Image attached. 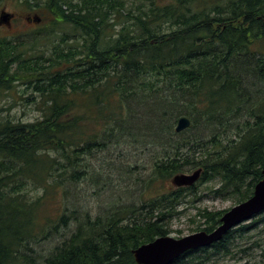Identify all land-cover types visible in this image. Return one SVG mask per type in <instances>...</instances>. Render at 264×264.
<instances>
[{"label":"trees","instance_id":"1","mask_svg":"<svg viewBox=\"0 0 264 264\" xmlns=\"http://www.w3.org/2000/svg\"><path fill=\"white\" fill-rule=\"evenodd\" d=\"M17 1L41 19L45 13L54 26L71 28L75 40L67 51L54 48L69 66L52 71L55 63L25 59L15 39L0 38V90L21 81L41 97L34 121L0 113V264H35L32 245L61 235L71 220L76 228L45 264H137L133 251L168 235L170 218L200 186L217 180L215 197L237 204L253 196L264 170V0ZM144 104L172 110L160 127L146 130L157 150L147 179L138 180L154 194L140 204L109 200L110 208L96 217L86 212L79 221L63 212L41 223V208L56 201L66 207L77 193L86 154L138 134L131 123L135 107ZM183 116L191 126L178 133ZM241 119L233 138L227 136ZM197 169L203 171L194 186L156 194L158 184ZM93 177L96 195L99 186L113 187L102 184V174ZM30 187L43 195L31 197ZM227 211L200 210L199 230L213 232ZM259 225L264 213L210 248L228 253L235 234ZM210 248L189 251L173 264Z\"/></svg>","mask_w":264,"mask_h":264},{"label":"rangeland","instance_id":"2","mask_svg":"<svg viewBox=\"0 0 264 264\" xmlns=\"http://www.w3.org/2000/svg\"><path fill=\"white\" fill-rule=\"evenodd\" d=\"M3 11L15 14L16 17L11 22L12 27L0 26V38L15 39L18 42L19 53L25 59L39 58L41 63L46 66L55 63L52 71H63L69 66L59 60L53 52L58 45L66 51L69 46L74 45L75 34L71 32V28L65 25L54 26L51 18L44 17L45 13L40 23L28 22L29 17L39 15V13L30 12L21 6L17 0H0V15ZM65 32H68V35H64ZM62 37L66 43L62 42ZM16 70L20 76L26 73L23 69ZM40 99L39 93L33 87L25 82H15L12 89L0 90V113L5 118L10 117L19 122L34 121L41 116V111L37 105ZM167 105L162 104V107H157L152 104H144L141 107H135L131 126L135 128L133 132L138 134L125 136L121 142L108 143L106 148L95 149L86 154L83 162V170L87 171L85 173L86 178L74 186L77 193H72L68 200L64 201V206L69 203L68 206L63 207V201L47 204L41 208L39 221L44 223L45 218L57 221L58 216L63 212L67 215L76 213V217L80 221L86 212L90 216L96 217L102 209L110 208L107 203L109 200L118 199V203L122 205H131L140 204L152 196L154 194L153 189L147 188L145 183L139 182L138 178L147 179L152 167L153 155L157 150L150 144L151 139L146 137L148 133L146 130L148 127L157 129L162 125V115L168 113L170 115L172 111ZM243 119L234 123L235 127L231 128L227 136L232 137L236 132V127H242ZM198 128L203 129L201 125ZM165 133L166 130L160 131V134L165 135ZM127 168H131L133 172H127ZM99 173L105 178L102 184H111L113 187L99 186L100 194L96 195L97 184L93 176ZM173 177L165 181L164 185L155 186L156 194L174 190ZM220 185L217 180L206 183L200 186L196 195L185 197L176 209L177 213L169 220L168 229L170 233L168 236L179 239L201 232L199 229L204 226V219L198 215L200 210L229 211L238 205L233 197H215L212 190L219 188ZM29 190L31 197L37 198L43 195L42 190H36L32 187ZM64 208L67 210L64 211ZM76 226V220H71L68 228H63L61 235L33 244L34 252L30 255L31 258H35V264H45V258L52 253L54 247L64 237L73 232ZM229 250L228 253L214 254V250L210 248L208 253H199L197 257L188 259L186 264H262L264 259V225H259L248 233L235 234Z\"/></svg>","mask_w":264,"mask_h":264},{"label":"water","instance_id":"3","mask_svg":"<svg viewBox=\"0 0 264 264\" xmlns=\"http://www.w3.org/2000/svg\"><path fill=\"white\" fill-rule=\"evenodd\" d=\"M13 17V14L3 11L0 15V24L10 26ZM33 21L40 23L42 19L35 16ZM190 126L191 120L183 116L177 121L176 132H183ZM202 171L197 169L192 173L177 174L173 177L172 184L176 188L192 187L200 180ZM262 175L263 178L255 186L253 196L226 212L221 218V225L213 232L201 231L179 239L168 235L161 236L133 251L137 264H173L189 251L210 248L234 228L264 213V170Z\"/></svg>","mask_w":264,"mask_h":264},{"label":"flooded vegetation","instance_id":"4","mask_svg":"<svg viewBox=\"0 0 264 264\" xmlns=\"http://www.w3.org/2000/svg\"><path fill=\"white\" fill-rule=\"evenodd\" d=\"M15 17H16V15L14 14V18L11 20V22L14 21ZM1 26H3V25H1ZM10 27H12V24L10 25Z\"/></svg>","mask_w":264,"mask_h":264}]
</instances>
